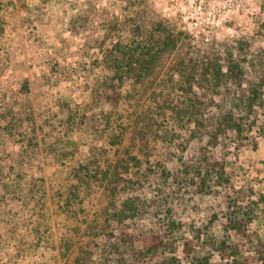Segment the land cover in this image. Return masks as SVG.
<instances>
[{
  "label": "rangeland",
  "instance_id": "374dc122",
  "mask_svg": "<svg viewBox=\"0 0 264 264\" xmlns=\"http://www.w3.org/2000/svg\"><path fill=\"white\" fill-rule=\"evenodd\" d=\"M149 37L175 46L141 81L119 79L120 49ZM187 51L233 54L245 72L206 80L176 61ZM263 57L264 0H0V264H91L108 237L127 250L108 264H164L135 253L154 230L178 234L181 264H234L211 237L250 261L264 239V92L241 133L207 131ZM203 148L222 176L184 172ZM130 196L143 209L113 218ZM237 214L253 218L246 236Z\"/></svg>",
  "mask_w": 264,
  "mask_h": 264
},
{
  "label": "trees",
  "instance_id": "16d2710c",
  "mask_svg": "<svg viewBox=\"0 0 264 264\" xmlns=\"http://www.w3.org/2000/svg\"><path fill=\"white\" fill-rule=\"evenodd\" d=\"M172 35V34H171ZM171 37L166 40L156 38L137 39L127 43L124 48L120 49V55L113 61L115 74L119 79L124 77L131 78L134 81H141L147 74H149L158 58V53L163 47L171 44L175 46ZM179 58L176 60L182 68L188 71H195L198 68V73L206 80L220 82L223 78H241L245 72V65L240 58L233 54L222 56L219 52L206 51L201 54L187 51L186 53H179ZM224 61V62H223ZM249 65L254 69V77L245 85L240 86L228 99L227 105L221 108L212 118L209 128V143H215L219 134L226 129L236 130L241 133L243 125L250 116L252 109L257 105L259 99L264 92V57L259 62L253 63V59L249 58ZM256 61V60H255ZM225 63V64H224ZM197 67V68H196ZM184 172L186 174L192 173V176H199L202 170L214 171L216 177L224 174L225 163L223 160L217 158L210 149L203 148L198 156V159L191 161L188 159L182 160ZM166 175L170 174L167 169L162 170ZM144 201L139 197L130 196L121 202V206L115 208L112 217L118 220H123L128 217L138 215L140 209H143ZM252 217H246L242 214H237L230 218V228L234 229L241 236H246L248 223L252 221ZM174 224V221H172ZM179 238L174 231L167 233L159 230H154L146 234L143 238V246L136 250V254L144 256L146 254L155 255L156 253H164V264H181V260L175 255L174 249L176 241ZM210 249L216 250L222 259L230 258L234 264H264V239L259 237L256 244L249 249L248 255L250 261L240 260L242 251L237 243H227L226 239H217L211 237ZM197 241L201 242L198 237ZM191 239H185L183 251L186 256H190L194 251L190 245ZM100 251L98 261H92L91 264H108L114 258L124 261L123 252L118 240H111L106 238L97 244ZM135 253L133 255H135ZM88 259H92L89 257ZM77 264L87 263L85 255H78L76 257ZM161 264V263H160ZM198 264H201L198 263Z\"/></svg>",
  "mask_w": 264,
  "mask_h": 264
}]
</instances>
